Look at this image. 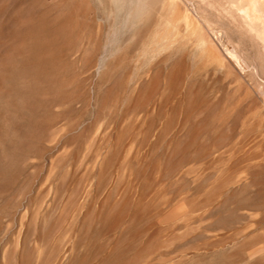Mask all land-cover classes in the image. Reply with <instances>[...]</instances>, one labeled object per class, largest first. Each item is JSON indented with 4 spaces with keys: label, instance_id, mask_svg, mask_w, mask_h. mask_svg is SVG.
<instances>
[{
    "label": "rangeland",
    "instance_id": "obj_1",
    "mask_svg": "<svg viewBox=\"0 0 264 264\" xmlns=\"http://www.w3.org/2000/svg\"><path fill=\"white\" fill-rule=\"evenodd\" d=\"M0 264H264V0H0Z\"/></svg>",
    "mask_w": 264,
    "mask_h": 264
}]
</instances>
